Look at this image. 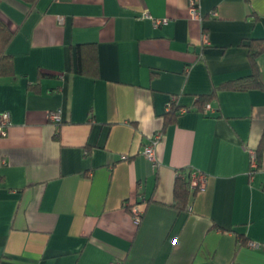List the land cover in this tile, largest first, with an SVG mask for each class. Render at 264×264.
<instances>
[{
	"label": "crops",
	"instance_id": "0c3cea01",
	"mask_svg": "<svg viewBox=\"0 0 264 264\" xmlns=\"http://www.w3.org/2000/svg\"><path fill=\"white\" fill-rule=\"evenodd\" d=\"M198 12L190 0H1L15 34L13 73L0 77L12 121L0 133V264H264L248 247L264 244V153L251 166L264 90H218L208 113L197 104L251 75L264 0H200ZM85 44L97 77L79 74ZM257 64L264 85V54ZM171 104L188 112L171 117ZM157 133L155 168L143 152ZM182 170L207 176L186 210L174 205Z\"/></svg>",
	"mask_w": 264,
	"mask_h": 264
},
{
	"label": "trees",
	"instance_id": "16d2710c",
	"mask_svg": "<svg viewBox=\"0 0 264 264\" xmlns=\"http://www.w3.org/2000/svg\"><path fill=\"white\" fill-rule=\"evenodd\" d=\"M31 6L35 5L38 0H24ZM1 2V0H0ZM14 32L8 26L7 22L0 16V77L9 76L13 73V60L7 53V48L14 36ZM249 59L252 65V73L249 77L224 83L217 87L211 95H202L197 99V104L204 111L206 105L218 90L248 91L251 89H263L264 85L260 80V72L258 69L257 59L264 54V39L252 40L247 46ZM77 57L79 74H88L92 77L98 76L97 51L94 44H85L77 46ZM180 108L176 104H171L168 111L169 116L177 117L180 114ZM264 153V132L261 142L256 151L257 166L262 164V155ZM191 170H182L179 177L175 181L174 187V205L180 210H186L189 206L190 199L197 193V189L191 187ZM142 196V195H141ZM147 200V199H146ZM148 203V202H147ZM146 203V204H147ZM131 206L128 208L130 209Z\"/></svg>",
	"mask_w": 264,
	"mask_h": 264
},
{
	"label": "built area",
	"instance_id": "2783aa9c",
	"mask_svg": "<svg viewBox=\"0 0 264 264\" xmlns=\"http://www.w3.org/2000/svg\"><path fill=\"white\" fill-rule=\"evenodd\" d=\"M200 3V0H190V12L194 19L200 18L199 12H198V5ZM215 15V14H214ZM144 19H150L155 27H159L162 24H165L168 22L167 19H155L153 16L146 12L143 16ZM204 42L207 43V36L204 37ZM171 108V105L169 106V110ZM212 111V106L210 104H207L204 112L208 113ZM188 112L187 109H181L180 113H186ZM49 118L53 123H58L61 120L60 113L57 111L50 112ZM12 121H11V115L9 112H4L0 115V133L2 135H6L8 129L11 127ZM161 139V133H157L152 139L151 143L145 148L143 155L145 158L150 160L153 163V166L156 168L158 166V162L155 155V147L158 143V141ZM126 156H123V159H126ZM252 169L257 168V161H256V154L253 152L252 154ZM191 187L197 190H203L206 187L207 182V176L199 171L192 172L191 174ZM147 200L144 196H141L139 198V203L134 204L130 207V213L133 217V220L136 224H139L143 214H144V206L146 205ZM248 247L251 249H264V244L255 243V242H249ZM117 264V263H113Z\"/></svg>",
	"mask_w": 264,
	"mask_h": 264
}]
</instances>
